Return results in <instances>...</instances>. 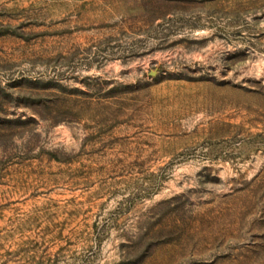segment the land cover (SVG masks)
I'll use <instances>...</instances> for the list:
<instances>
[{
  "label": "rangeland",
  "instance_id": "1",
  "mask_svg": "<svg viewBox=\"0 0 264 264\" xmlns=\"http://www.w3.org/2000/svg\"><path fill=\"white\" fill-rule=\"evenodd\" d=\"M0 264H264V0H0Z\"/></svg>",
  "mask_w": 264,
  "mask_h": 264
}]
</instances>
